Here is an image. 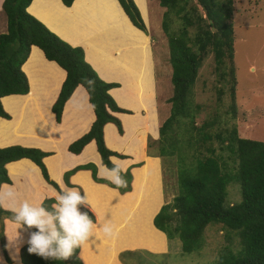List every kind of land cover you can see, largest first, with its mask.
Listing matches in <instances>:
<instances>
[{
	"label": "trees",
	"instance_id": "obj_1",
	"mask_svg": "<svg viewBox=\"0 0 264 264\" xmlns=\"http://www.w3.org/2000/svg\"><path fill=\"white\" fill-rule=\"evenodd\" d=\"M60 1L63 5L69 6L73 0ZM187 1L157 0L158 5L164 8L161 21L163 31L167 33L170 14L178 16L183 24L177 29V34H167L172 87L168 98L169 113L158 126V137L155 139L158 143L179 120V117L189 119L190 126L199 135L197 139L201 140V143L210 138L203 124L193 128V114L187 108V97L204 53L208 51L212 53L216 69L223 65L224 58L230 62L232 58V30L227 22L225 13L227 10L223 3L219 0H194V3L188 7L185 4ZM29 2L30 0H2L1 2V9L5 16V31L0 33V98L5 95H23L28 92L27 78L21 70V64L26 59L30 46H36L46 60L55 62L65 72L56 98L50 106L54 120L59 122L62 106L77 85L84 88L94 113L88 130L69 142L67 151L77 154L86 143L93 141L101 164L111 168L109 157L123 158L124 155L106 147L102 128L106 123H112L121 134L120 121L113 113L128 112V110L115 104L107 92L113 84L104 82L97 76L84 60L81 47L69 45L26 11ZM117 2L129 22L146 34L144 22L135 2L133 0H117ZM198 8L203 10L204 15L196 13ZM192 11L196 14L195 23L191 16ZM186 26L195 28L192 39L186 36L188 33ZM222 73L231 79L229 96L234 116L232 66ZM0 117L10 118L1 102ZM223 139L226 140V148L233 152L236 160L235 170L233 172L227 170L213 154L196 157L190 171H178L177 193L169 202L159 206L152 217V224L165 235L167 240L177 238L182 252H190L201 247L204 228L210 223H219L227 230L235 231L239 248L235 251L222 250L214 264H264V141L239 137L234 126L226 132ZM147 147L150 148L149 143ZM173 149V144H168L166 148L159 146L158 155L171 153ZM45 154L46 152L38 148L17 144L0 147V184L10 182L5 169L7 162L28 158L39 168L43 180L59 193L61 190L48 177L42 162ZM81 168L90 170L94 182L116 188L108 180L96 177L95 166L91 163L74 166L65 171L64 182L70 185L67 181L68 176ZM124 178L128 187L116 188L119 193H124L130 188L129 170ZM232 181L238 184L240 198L236 202L225 203L226 185ZM53 202L52 198H47L42 200L40 206L52 211ZM78 207L82 212H87L92 220L94 219L91 212L83 205ZM5 218L14 221L13 213L0 206V250L5 261L10 263L4 247L3 220ZM29 230L36 231L35 228ZM28 248L27 242L19 249L22 264H85L80 253V257L78 256L79 248H76L73 255L66 261L45 260L34 253H29ZM128 253L130 252L123 251L119 254L123 263L125 260L122 257Z\"/></svg>",
	"mask_w": 264,
	"mask_h": 264
},
{
	"label": "rangeland",
	"instance_id": "obj_2",
	"mask_svg": "<svg viewBox=\"0 0 264 264\" xmlns=\"http://www.w3.org/2000/svg\"><path fill=\"white\" fill-rule=\"evenodd\" d=\"M133 1L143 18L145 35L150 38L156 82L155 113L152 121L155 119L157 123L158 120L161 121L167 117L170 106L168 98L171 95L172 85L167 34H177V29L183 24L178 16L170 14L166 33L161 27L164 8L158 5L157 0H147V11L145 0ZM219 2L225 6L226 19L231 25V62L224 58L223 65L216 69L212 53L210 51L204 53L187 97V108L193 114V128L203 124L210 138L201 143V140L197 139L199 135L191 128L189 119L182 117L178 118L179 120L172 125L159 143L155 139L147 138L150 148L146 145V153L160 158L162 204L169 202L177 193L178 171H190L196 157L213 154L227 170L230 172L235 170L236 160L233 152L226 148V140L223 139L232 126L235 127L239 137L264 141V0H219ZM193 3L194 0H188L185 4L190 7ZM196 13L204 15L200 8ZM191 16L195 23L197 21L195 12L192 11ZM113 19L118 23L119 20L115 16ZM127 22L126 20L119 22L120 44L131 45L137 49L135 53L140 52L143 60L148 62L147 50L145 51L144 46H139L140 41H143L139 38L143 34ZM124 23L129 29L125 28ZM186 28L188 31L186 36L192 39L195 28L192 26H186ZM124 30H133L135 35L131 36ZM143 38L146 44L147 36ZM36 59H39L38 55L32 54L29 62ZM44 66L53 74L59 73L50 63H45ZM230 66L234 76L232 81L234 116L229 96L231 79L222 73ZM30 96L5 98L3 105L11 111L12 119L11 123L0 120V129L12 128L13 133H16L18 127L24 131L31 129L35 122V115L30 113L32 104L30 98L28 99ZM18 106L20 110H17ZM35 112L39 120L43 121L41 113L38 110ZM156 123L153 121L152 127H155ZM129 127L128 120L126 128ZM168 144H173L174 149L171 153L159 156L158 147L166 148ZM141 145L142 141H135L132 145L136 157L142 156ZM154 160L149 159L144 167L133 171L131 191L119 196L100 185L84 183V190L87 191L89 200L92 201L91 195L98 200L96 205L92 203V207L98 216L94 231L99 234L90 236L89 240L82 245V258L85 264H214L222 250L235 251L239 248L235 231L227 230L219 223L208 224L203 230L201 247L190 252H182L177 238L164 239L163 233L150 225V217L161 205L158 191V166ZM239 198L238 184L234 181L229 182L226 185L225 203L236 202ZM121 201L123 203L118 211ZM104 224H109L113 228L112 235L107 236L103 233ZM106 246H113L115 249L110 255L107 254L108 262L105 263L103 251ZM135 247L143 249L128 250ZM123 251L130 252L122 257L125 263L119 256Z\"/></svg>",
	"mask_w": 264,
	"mask_h": 264
},
{
	"label": "crops",
	"instance_id": "obj_3",
	"mask_svg": "<svg viewBox=\"0 0 264 264\" xmlns=\"http://www.w3.org/2000/svg\"><path fill=\"white\" fill-rule=\"evenodd\" d=\"M1 2L2 0H0V33L5 31V16L1 9ZM145 2V10L147 11V0ZM26 11L69 45L81 47L84 60L96 72L97 76L102 81L113 84L107 90L108 94L118 107L128 110L129 113H113L120 121L121 134L117 132L112 123H106L102 128V135L107 148L124 155L123 158L110 156L116 158L122 167L129 169L131 176L130 188L124 193L132 189L133 171L142 166L144 167L149 159H156L154 161L157 162L158 166V191L160 204H162L159 177L160 158L146 153L147 138L156 139L158 137V126L162 121L158 120L156 123V120L153 119L156 125L152 127V117L155 113L156 82L149 36L139 30L144 37L147 36L146 44L143 36H140L139 40L143 41H140L139 46H144L145 51L147 50L148 62L143 60L140 52L136 54L135 50L137 49L131 47V45L120 44L119 22L126 20L130 25L131 23L117 0H73L69 6L63 5L60 0H30L26 6ZM114 16L119 20L118 23L113 19ZM125 23V28L129 29ZM124 32L131 36L135 35L133 30H124ZM32 54L38 55L39 59L29 62ZM43 63H50L59 73L53 74ZM21 70L27 78L28 92L23 95L2 96L0 98L1 105L10 118L3 119L0 117V120L10 121L12 119L11 111L3 105L6 97L31 95L28 97L32 103L30 113L35 115V122L29 131H24L18 127L16 133L19 135L13 133L12 128L0 129V147L17 144L35 147L46 152L42 157V162L48 177L57 184L60 190L62 186H67L80 191V194L84 195V183H90L110 189L118 196L124 194L104 183L94 182L90 170L86 168L78 169L68 176L67 181L70 185L64 182L63 173L65 171L74 166L89 163L95 166L96 177H98L97 165L101 162L93 141L86 143L77 154H73L66 149L69 142L88 130L94 118L93 110L88 103L84 88L77 85L64 102L60 120L56 122L53 113L50 111V106L56 98L64 79V70L55 62L46 60L41 50L34 45L30 46L28 55L21 64ZM20 102L23 101L20 100ZM17 110H20V106L17 107ZM37 110L41 113L43 121L37 117L35 112ZM128 120L130 127L127 129L126 122ZM8 123H11V121ZM135 141H142L141 157H136L132 148ZM5 169L10 182L1 183L0 190L11 188L16 193L15 200H7L1 206L6 210L18 206L24 200L40 206L42 200L47 198L54 200L55 195L58 193L55 188L43 180L39 168L28 158L7 162ZM91 197V203L96 205L97 198L92 195ZM53 203H55V200ZM122 203L121 201L119 208H117L118 211H120ZM83 206L91 212L94 218L93 222L96 224L98 216L94 209L92 212L90 207ZM155 212L150 217V225L157 230L152 224V217ZM127 214L129 215V211ZM18 233L19 236L15 241L9 240V237L15 239ZM3 235L4 247L10 263L5 261L0 250V264H22L19 258V249L28 242L30 232L25 230L24 227L18 228L15 222L5 218L3 220ZM96 235L99 234L95 232L92 236ZM120 248L122 247L120 246ZM114 249L113 246L104 248L103 261L105 263L108 262L107 254L110 255L111 251L114 252ZM133 249L143 248L135 247L128 250ZM79 253L82 258V246L79 248L78 256Z\"/></svg>",
	"mask_w": 264,
	"mask_h": 264
},
{
	"label": "clouds",
	"instance_id": "obj_4",
	"mask_svg": "<svg viewBox=\"0 0 264 264\" xmlns=\"http://www.w3.org/2000/svg\"><path fill=\"white\" fill-rule=\"evenodd\" d=\"M112 167L107 165H97V176L100 179L108 180L117 189L127 188L128 183L125 176L128 170L114 157H109ZM84 195L80 191L62 186L61 191L54 197L55 203L52 204V211L46 210L43 206H37L24 200L18 206L11 207L13 219L18 228L25 227V230L35 228L36 231L30 232L28 240L29 253H34L45 260L66 261L73 255L76 248L89 240L95 234L94 222L87 212H81L79 205L90 207L92 203L88 198V193L84 190ZM16 193L11 188L0 190V206L7 200H15ZM102 231L110 236L113 228L109 224H104ZM9 237L10 241H15Z\"/></svg>",
	"mask_w": 264,
	"mask_h": 264
}]
</instances>
